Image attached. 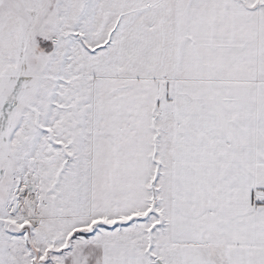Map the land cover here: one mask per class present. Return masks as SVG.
Returning <instances> with one entry per match:
<instances>
[{"label": "snow or ice", "instance_id": "obj_1", "mask_svg": "<svg viewBox=\"0 0 264 264\" xmlns=\"http://www.w3.org/2000/svg\"><path fill=\"white\" fill-rule=\"evenodd\" d=\"M0 264H264V0H0Z\"/></svg>", "mask_w": 264, "mask_h": 264}]
</instances>
